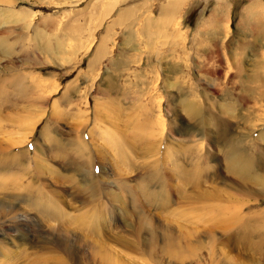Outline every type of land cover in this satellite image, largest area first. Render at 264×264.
<instances>
[{
    "label": "rangeland",
    "instance_id": "obj_1",
    "mask_svg": "<svg viewBox=\"0 0 264 264\" xmlns=\"http://www.w3.org/2000/svg\"><path fill=\"white\" fill-rule=\"evenodd\" d=\"M0 264H264V0H0Z\"/></svg>",
    "mask_w": 264,
    "mask_h": 264
}]
</instances>
